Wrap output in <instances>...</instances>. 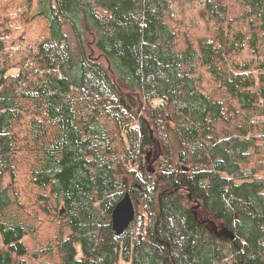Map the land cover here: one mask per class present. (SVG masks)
I'll return each mask as SVG.
<instances>
[{
    "label": "trees",
    "instance_id": "trees-1",
    "mask_svg": "<svg viewBox=\"0 0 264 264\" xmlns=\"http://www.w3.org/2000/svg\"><path fill=\"white\" fill-rule=\"evenodd\" d=\"M0 264H264V0H0Z\"/></svg>",
    "mask_w": 264,
    "mask_h": 264
},
{
    "label": "rangeland",
    "instance_id": "rangeland-1",
    "mask_svg": "<svg viewBox=\"0 0 264 264\" xmlns=\"http://www.w3.org/2000/svg\"><path fill=\"white\" fill-rule=\"evenodd\" d=\"M82 28L84 29V41L86 44V49L89 55L97 58L105 68H108V61L106 60V58L102 55H100V51L95 47L94 44V36H95V30L92 29V27L87 23V22H82ZM68 31V37L70 40V44L72 46V49L75 53L78 52V43H77V38L74 34V32L69 29H67ZM99 120L100 123L108 130H110L111 132H113L117 137H118V141L119 143L123 144L125 147L130 146V141L128 140V138L126 137V135L123 133V128H120V126H118L117 124V120L116 118L112 115V114H108V112H104L103 114H100L99 116ZM154 150H150V156L152 155ZM148 152V153H149ZM150 158V157H149Z\"/></svg>",
    "mask_w": 264,
    "mask_h": 264
},
{
    "label": "water",
    "instance_id": "water-1",
    "mask_svg": "<svg viewBox=\"0 0 264 264\" xmlns=\"http://www.w3.org/2000/svg\"><path fill=\"white\" fill-rule=\"evenodd\" d=\"M150 153L147 158L149 159ZM135 217V207L128 192L117 203L112 212V227L117 235H121L130 225Z\"/></svg>",
    "mask_w": 264,
    "mask_h": 264
}]
</instances>
